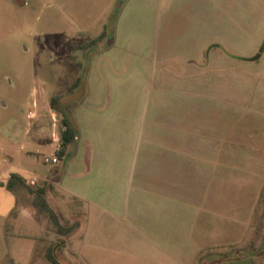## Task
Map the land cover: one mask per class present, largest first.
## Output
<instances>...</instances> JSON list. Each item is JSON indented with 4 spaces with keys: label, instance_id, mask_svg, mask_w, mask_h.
Segmentation results:
<instances>
[{
    "label": "rangeland",
    "instance_id": "obj_1",
    "mask_svg": "<svg viewBox=\"0 0 264 264\" xmlns=\"http://www.w3.org/2000/svg\"><path fill=\"white\" fill-rule=\"evenodd\" d=\"M257 11L264 14L255 0H0V264H55L49 250L61 264H159L142 258L155 252L154 245L100 209L89 212L90 205L73 195L83 183L77 173L88 167L84 130L93 127L92 105L105 101L107 83L113 86L125 70L132 78L139 71L148 80L155 77L160 47L190 49L210 35L236 43L240 54L258 57L264 38L258 36ZM103 32L95 45L78 46ZM176 57L170 59L179 65ZM243 67L248 75L242 83L229 81V93H242L239 100L229 96V113L247 114L254 95L263 92L257 76L249 77L253 64L245 60ZM57 94L83 130L59 163H48L44 159L55 152L54 137L65 127L64 114L51 106ZM234 152L229 176L245 180L242 186L229 180L228 211L248 221V176L264 165L258 152ZM12 172L33 186L52 184L51 206L80 226L61 235L48 218L39 222L34 208L23 205L27 197L17 205L14 193L1 185ZM209 236L211 243L189 264H264V188L251 222L213 220Z\"/></svg>",
    "mask_w": 264,
    "mask_h": 264
},
{
    "label": "crops",
    "instance_id": "obj_2",
    "mask_svg": "<svg viewBox=\"0 0 264 264\" xmlns=\"http://www.w3.org/2000/svg\"><path fill=\"white\" fill-rule=\"evenodd\" d=\"M255 2L264 8V0ZM257 13L264 38V14ZM211 39L204 35L177 52L160 47L162 62L153 64L151 80L141 71L136 78L126 70L116 75L105 101L92 105L93 127L84 130L88 167L77 173L83 183L73 195L90 205L89 212L100 209L154 245L155 252L142 258L159 264L198 260L211 243L213 220L251 222L264 188V169L255 168L247 181L248 221L229 215V180L241 186L245 180L229 176V156L235 149L258 152L264 165V53L243 55L236 43ZM245 60L263 92L254 95L247 114L229 113V96H242L229 93V81L242 83ZM75 126L78 138L83 127Z\"/></svg>",
    "mask_w": 264,
    "mask_h": 264
},
{
    "label": "trees",
    "instance_id": "obj_3",
    "mask_svg": "<svg viewBox=\"0 0 264 264\" xmlns=\"http://www.w3.org/2000/svg\"><path fill=\"white\" fill-rule=\"evenodd\" d=\"M105 36V32L101 33L100 36L92 39L88 43H84L83 45H78L81 47H91L95 45L98 41H100ZM78 82L69 88L76 87ZM63 98V95L57 94L51 98V106L62 112L64 114L63 122L64 129L61 131L60 143L62 146L59 155L62 158L65 157L68 148L77 138V128L73 123L68 112L61 107L60 100ZM1 185L5 186L16 196L17 205H22L26 197L28 198V202L23 205H30L34 208V216L40 222L42 217L48 218L51 224L56 228V231L61 235H68L75 231L80 226V221L70 222L69 219L64 220V216L58 213L50 204L48 200V190L52 188V184L45 183L41 186H33L29 183L28 179L23 176L19 172H12L7 181H1ZM15 213L17 211H14ZM64 220V221H63ZM49 259L55 264H61L54 256H52L51 251H48Z\"/></svg>",
    "mask_w": 264,
    "mask_h": 264
},
{
    "label": "built area",
    "instance_id": "obj_4",
    "mask_svg": "<svg viewBox=\"0 0 264 264\" xmlns=\"http://www.w3.org/2000/svg\"><path fill=\"white\" fill-rule=\"evenodd\" d=\"M61 149H62V146H61V143H60V140H59V142L56 145L54 154L50 155V156H46L45 159H44L45 162H48V163H59L60 160H61V157L59 155V152L61 151Z\"/></svg>",
    "mask_w": 264,
    "mask_h": 264
}]
</instances>
